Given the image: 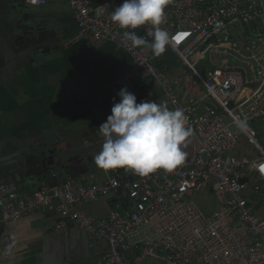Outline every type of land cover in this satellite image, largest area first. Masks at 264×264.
<instances>
[{
    "label": "built area",
    "instance_id": "built-area-1",
    "mask_svg": "<svg viewBox=\"0 0 264 264\" xmlns=\"http://www.w3.org/2000/svg\"><path fill=\"white\" fill-rule=\"evenodd\" d=\"M78 26L77 39L113 42L133 63L112 86H127L141 100L183 109L192 135L187 155L172 171L140 176L112 169L101 183L69 181L25 196L0 177V264H13L10 224L37 210L56 207L55 227L84 229L110 244L97 264H264V143L255 120H264V0H171L165 8L166 45L179 71L155 56L150 24L132 30L148 45L133 47L111 19L123 0H67ZM44 7L48 0H24ZM183 35L177 41L176 37ZM209 60L210 66L206 65ZM159 86L154 97L149 85ZM117 101L119 97H116ZM246 121V130L238 127ZM257 176L256 183L251 179ZM215 194L220 209L205 212L195 198ZM110 197L106 216L75 206ZM139 253L130 256L132 248Z\"/></svg>",
    "mask_w": 264,
    "mask_h": 264
},
{
    "label": "crops",
    "instance_id": "crops-1",
    "mask_svg": "<svg viewBox=\"0 0 264 264\" xmlns=\"http://www.w3.org/2000/svg\"><path fill=\"white\" fill-rule=\"evenodd\" d=\"M36 8L33 14L63 31L64 51L48 56L43 63L8 70L4 60L11 49L12 34L0 0V175L12 172L19 156H33L42 146L46 151L66 150L70 164L78 172L86 171L79 181L101 183L112 169L105 171L95 164L94 156L103 143L98 128L111 113L113 84L130 68L133 58L113 42L77 39L78 26L67 0L51 4L48 0L46 6ZM161 58L171 65V74L181 72L179 61L167 46ZM149 89L155 98L160 96L156 83ZM4 180L15 182L13 178ZM16 187L25 196L36 190ZM113 201L101 197L80 202L75 208L92 216H106L117 208ZM60 218L52 205L13 221L9 227L13 264H97L106 256L108 241L93 240L77 226L57 232ZM137 253L139 247L132 248L130 256ZM143 264L162 263L146 259Z\"/></svg>",
    "mask_w": 264,
    "mask_h": 264
},
{
    "label": "clouds",
    "instance_id": "clouds-1",
    "mask_svg": "<svg viewBox=\"0 0 264 264\" xmlns=\"http://www.w3.org/2000/svg\"><path fill=\"white\" fill-rule=\"evenodd\" d=\"M170 2L123 0L115 7L111 19L126 30L124 36L133 47L149 42L132 30L145 24L152 25L155 30L149 33L153 37L150 47L155 56H160L170 43L169 33L159 27L165 22V8ZM116 97H119L118 101ZM238 127L246 130V121H239ZM98 132L103 143L94 156L96 166L105 171L124 168L140 176H147L157 169L170 172L182 164L187 155L183 149L192 135L183 109L170 110L166 104L148 99L137 102V96L127 86L112 98L111 113Z\"/></svg>",
    "mask_w": 264,
    "mask_h": 264
},
{
    "label": "water",
    "instance_id": "water-1",
    "mask_svg": "<svg viewBox=\"0 0 264 264\" xmlns=\"http://www.w3.org/2000/svg\"><path fill=\"white\" fill-rule=\"evenodd\" d=\"M3 4L4 16L12 34L11 49L4 60L8 70H15L26 63H43L48 56L64 51L63 31L55 29L52 21L47 22L44 17L33 15L34 12L24 0H3ZM28 22L34 25L24 24ZM34 152L30 157L28 154L19 156L14 170L0 176L4 179L13 178L14 184L23 189H40L45 185L62 186L69 181L75 182L86 174V171L78 172L70 164L72 159L68 157L66 150L46 151L39 146ZM79 153L77 151L78 155ZM2 232L3 228L0 229V236Z\"/></svg>",
    "mask_w": 264,
    "mask_h": 264
},
{
    "label": "rangeland",
    "instance_id": "rangeland-1",
    "mask_svg": "<svg viewBox=\"0 0 264 264\" xmlns=\"http://www.w3.org/2000/svg\"><path fill=\"white\" fill-rule=\"evenodd\" d=\"M60 1H64V0H49V3H57V2H60ZM29 7L31 9H37L36 6H30ZM208 66H210V62L209 60L207 61V64ZM255 124L257 126H261L260 127V133L261 135L263 136V143H264V120H255ZM258 181V178L257 176H254L252 179H251V182L253 183H256ZM195 201L196 203L202 207V209L205 211V212H211V211H214V210H218L220 209V203L217 199V197L215 196V194H206L205 196H202V197H196L195 198Z\"/></svg>",
    "mask_w": 264,
    "mask_h": 264
},
{
    "label": "snow or ice",
    "instance_id": "snow-or-ice-1",
    "mask_svg": "<svg viewBox=\"0 0 264 264\" xmlns=\"http://www.w3.org/2000/svg\"><path fill=\"white\" fill-rule=\"evenodd\" d=\"M183 35H186V34H181V35L177 36L176 37L177 41H179L182 38Z\"/></svg>",
    "mask_w": 264,
    "mask_h": 264
},
{
    "label": "flooded vegetation",
    "instance_id": "flooded-vegetation-1",
    "mask_svg": "<svg viewBox=\"0 0 264 264\" xmlns=\"http://www.w3.org/2000/svg\"><path fill=\"white\" fill-rule=\"evenodd\" d=\"M33 15H35V14H33ZM32 25H34V23Z\"/></svg>",
    "mask_w": 264,
    "mask_h": 264
}]
</instances>
